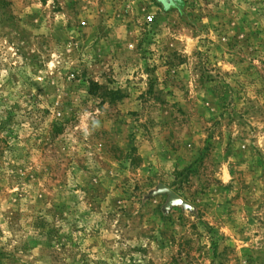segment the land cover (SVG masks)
I'll use <instances>...</instances> for the list:
<instances>
[{"label":"rangeland","instance_id":"obj_1","mask_svg":"<svg viewBox=\"0 0 264 264\" xmlns=\"http://www.w3.org/2000/svg\"><path fill=\"white\" fill-rule=\"evenodd\" d=\"M0 264H264V0H0Z\"/></svg>","mask_w":264,"mask_h":264},{"label":"water","instance_id":"obj_2","mask_svg":"<svg viewBox=\"0 0 264 264\" xmlns=\"http://www.w3.org/2000/svg\"><path fill=\"white\" fill-rule=\"evenodd\" d=\"M160 191L167 192L170 195L171 203H175V202L182 203V199L178 197L176 194H174L173 192H171L170 190H168L166 187L162 186L160 188Z\"/></svg>","mask_w":264,"mask_h":264},{"label":"built area","instance_id":"obj_3","mask_svg":"<svg viewBox=\"0 0 264 264\" xmlns=\"http://www.w3.org/2000/svg\"><path fill=\"white\" fill-rule=\"evenodd\" d=\"M150 20H151V18H150Z\"/></svg>","mask_w":264,"mask_h":264}]
</instances>
